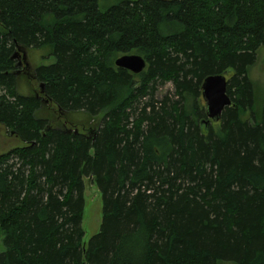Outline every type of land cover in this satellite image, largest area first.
I'll list each match as a JSON object with an SVG mask.
<instances>
[{
    "label": "trees",
    "instance_id": "trees-1",
    "mask_svg": "<svg viewBox=\"0 0 264 264\" xmlns=\"http://www.w3.org/2000/svg\"><path fill=\"white\" fill-rule=\"evenodd\" d=\"M44 47L53 61L18 73L13 52ZM262 47L264 0H0V125L23 142L0 153V264H264ZM126 53L145 68L116 66ZM216 73L231 104L213 120ZM85 177L102 204L87 241Z\"/></svg>",
    "mask_w": 264,
    "mask_h": 264
},
{
    "label": "rangeland",
    "instance_id": "rangeland-1",
    "mask_svg": "<svg viewBox=\"0 0 264 264\" xmlns=\"http://www.w3.org/2000/svg\"><path fill=\"white\" fill-rule=\"evenodd\" d=\"M116 0H99L100 6L102 8H107L114 4ZM46 47L44 48H32L27 50L26 58L29 61L30 68L38 66L40 64H49L53 61V57L48 54ZM19 53H21L19 51ZM19 61L21 58L19 56ZM21 69V66L18 67ZM31 71V70H30ZM227 74V73H226ZM248 75L254 82L255 91L258 95V100L260 101L264 96V47H262L258 53L254 64H252L248 69ZM18 84V90L21 93L28 94L32 92V89H38V82L34 79H26L21 76ZM27 77V75H26ZM155 91L153 98L157 106L160 105V101L167 96L170 100L166 101V105H169L173 99L176 98L174 84L171 81L160 82L157 80L155 85ZM144 101V100H142ZM140 108L142 104H135ZM43 115L42 113H40ZM80 114H76L75 117L78 118ZM246 116V115H244ZM23 142L15 136L12 132H8L2 125H0V153L7 151L13 146L22 145ZM25 144V143H24ZM10 162L14 163V169L17 167L21 168V172L24 175L27 173L28 166L21 163L20 159L13 157ZM84 213L82 218V227L84 228L85 235L84 239H87L99 230L101 217H102V204L101 195L96 185L91 182L90 177L84 178ZM222 264H232L230 262H225Z\"/></svg>",
    "mask_w": 264,
    "mask_h": 264
},
{
    "label": "water",
    "instance_id": "water-1",
    "mask_svg": "<svg viewBox=\"0 0 264 264\" xmlns=\"http://www.w3.org/2000/svg\"><path fill=\"white\" fill-rule=\"evenodd\" d=\"M19 51L11 55L14 58ZM23 56L25 52H22ZM114 63L118 67L130 70L133 73L141 72L145 66V59L135 53L122 54L115 58ZM227 79L224 73L210 74L206 76L201 84V95L205 101L206 114L209 119L218 120L225 106L231 104V99L226 92Z\"/></svg>",
    "mask_w": 264,
    "mask_h": 264
},
{
    "label": "flooded vegetation",
    "instance_id": "flooded-vegetation-1",
    "mask_svg": "<svg viewBox=\"0 0 264 264\" xmlns=\"http://www.w3.org/2000/svg\"><path fill=\"white\" fill-rule=\"evenodd\" d=\"M24 52V51H23ZM27 55V51L25 52V55L23 56L22 52L17 54L14 59L16 61V70L19 71L18 73H22L23 76L29 77V68H30V64L29 61L26 58ZM19 56L21 58V61H19ZM21 66V69H18V67ZM39 84V83H38ZM39 87H42V85H38ZM36 96H38V93L36 94Z\"/></svg>",
    "mask_w": 264,
    "mask_h": 264
}]
</instances>
